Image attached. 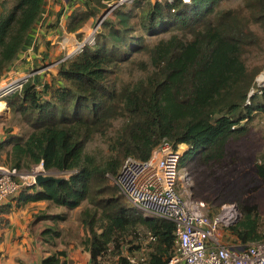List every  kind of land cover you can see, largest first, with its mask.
I'll use <instances>...</instances> for the list:
<instances>
[{
    "label": "trees",
    "instance_id": "obj_1",
    "mask_svg": "<svg viewBox=\"0 0 264 264\" xmlns=\"http://www.w3.org/2000/svg\"><path fill=\"white\" fill-rule=\"evenodd\" d=\"M110 1L84 0L87 10L70 15L69 32L77 33L97 15L92 7H107L104 2ZM222 1L123 0L102 22L94 44L61 62L51 83L39 89L29 77L20 82L21 89L3 97L31 131L0 142V164L20 171L42 163L47 173L66 175L59 183L24 186L13 202L21 206L46 201L68 212L80 209L86 232L82 244L91 264H100L106 254L116 256L112 264H133L131 259L143 250L138 235L142 228L149 244L137 264H168L176 253L175 223L146 217L113 184L127 158L148 160L167 140L175 148L185 147L181 166L195 159L220 163L226 148L247 135L248 122L264 113V87L255 82L261 68L251 70L244 60L254 31L234 10L223 8ZM45 4H2L0 79L30 45ZM248 7L252 21L264 28V0H252ZM77 37L83 40L82 33ZM147 37L160 38L148 44ZM138 55H147L150 62L138 61ZM128 63L146 77L136 83L123 81L120 74ZM117 121L122 122L120 128L115 127ZM96 137L106 139L112 153L105 162L87 152ZM256 170L264 181V158ZM228 234L243 245L264 242L258 208L247 207ZM60 235L56 228L43 232L47 240ZM129 236L134 238L128 241ZM66 257V251H60L42 264H70Z\"/></svg>",
    "mask_w": 264,
    "mask_h": 264
},
{
    "label": "built area",
    "instance_id": "obj_2",
    "mask_svg": "<svg viewBox=\"0 0 264 264\" xmlns=\"http://www.w3.org/2000/svg\"><path fill=\"white\" fill-rule=\"evenodd\" d=\"M100 26L97 22L63 61L82 51L86 45L94 44ZM17 81L9 82L1 89L0 96L5 97L21 87V81ZM257 85L264 87V73L258 78ZM254 92L252 90L251 95ZM183 152L182 145L175 148L164 140L148 160L127 158L115 179L129 205L144 215L175 223L176 253L168 264H264V242L243 245L239 241L224 239L228 229L240 219L235 203L224 204L219 213L212 214L205 201L193 199L190 179L181 166ZM40 172L37 169L30 176L34 182ZM21 179L25 176L17 168L0 165V207L20 194L24 187ZM131 262L137 264L138 261L132 258Z\"/></svg>",
    "mask_w": 264,
    "mask_h": 264
},
{
    "label": "rangeland",
    "instance_id": "obj_3",
    "mask_svg": "<svg viewBox=\"0 0 264 264\" xmlns=\"http://www.w3.org/2000/svg\"><path fill=\"white\" fill-rule=\"evenodd\" d=\"M121 1L112 0L110 2H104L107 7L97 9L98 13L95 16L96 22H98L99 17L103 13ZM250 1L252 0H223L221 5L225 9L234 10L237 15L245 19V21L249 24L250 29L254 31L253 33L255 38L246 46L244 60L248 68L251 70L261 68L260 73L256 77L255 82L257 83L258 78L264 73V28L252 21V9L248 7V2ZM112 12L113 11H111L109 15H111ZM159 38L160 37H147V43L154 44ZM136 59L138 61L143 60L148 63L150 62L147 55H138ZM45 61L46 60H42L41 64L35 65L34 68H42V66L46 64ZM50 63L51 60L48 61L47 66ZM120 75L123 81L136 83L138 80L145 78L147 74L138 68L136 64L128 63L124 66ZM29 77L30 76L27 74L19 78V80H27ZM7 84L8 83H6V81L0 83V90L6 87ZM18 89H21V87ZM14 91L16 90H13L12 92ZM3 97L4 96H0V102L6 103V101L3 100ZM6 106L7 109L0 112V124H3L5 131L12 129L16 131V134L18 133L23 136H27L30 133L31 128L22 121L20 114L13 113L8 105ZM121 124V121H117L115 123V127L120 128ZM247 128L248 133L244 138L231 143L226 148L225 157L220 163L211 162L209 164H205L200 159H195L189 161L182 167L185 169V173L190 179V191L193 199L205 201L212 214L219 213L221 211V207L227 203H235L239 209L240 216L243 215L247 207L256 206L260 214L261 225L264 229V181L257 175L256 170L257 163L264 158V113L256 114L248 122ZM114 135L115 130L113 129L111 136ZM183 148L185 149V147ZM87 152L94 155L100 162H105L112 155L109 150L107 140L101 137H96L88 144ZM4 166H9V164H4ZM37 169L45 171L41 164L33 165L29 168L20 170V172L25 176V179H21L24 186L34 183L33 178L30 176L34 175V173L37 172ZM51 174L59 178L66 176L60 172H52ZM112 181L113 184L116 183L115 178H112ZM79 212L80 209L78 211L76 210L70 212L68 216L71 218L76 217L78 219ZM145 216L152 217L146 213ZM138 235L143 240V250L141 253L137 254L135 258H133L136 259V261H138L146 253V247L149 244V240L146 239L147 232L143 228L139 230ZM228 235L230 234H226L224 236L225 240L231 239L235 241L233 237L230 238ZM133 238L134 236H129L127 237V240L130 241ZM123 253L125 255H129L125 248ZM98 261L100 264H112L116 261V256L106 254L104 258H99Z\"/></svg>",
    "mask_w": 264,
    "mask_h": 264
},
{
    "label": "crops",
    "instance_id": "obj_4",
    "mask_svg": "<svg viewBox=\"0 0 264 264\" xmlns=\"http://www.w3.org/2000/svg\"><path fill=\"white\" fill-rule=\"evenodd\" d=\"M4 2L11 0H0V11ZM92 9L97 10L98 7ZM77 10H87L84 0H46L30 45L21 52L0 83L17 81L27 74L38 84L39 89L51 83L58 75L60 63L75 49L79 41L77 33H82L85 39L97 25L95 17H91L77 33L69 32L68 19ZM42 60H46V64L35 69L34 66L41 64ZM49 60L51 63L47 66ZM11 134H16V131L8 133L0 124V142ZM9 207L10 212H7ZM70 212L46 201L29 202L21 206L10 201L0 207V264H42L44 259L60 251H66V260L70 264H91L90 253L81 243L85 229L79 218H43L44 215ZM48 228H56L61 235L55 239L48 237L47 240L43 232Z\"/></svg>",
    "mask_w": 264,
    "mask_h": 264
},
{
    "label": "water",
    "instance_id": "obj_5",
    "mask_svg": "<svg viewBox=\"0 0 264 264\" xmlns=\"http://www.w3.org/2000/svg\"><path fill=\"white\" fill-rule=\"evenodd\" d=\"M122 4V2L120 3H117L115 4L113 7H111L109 10H107L105 13H103L99 19H98V23L99 24H102V22L107 18V16L109 15V13L111 11H113L118 5ZM25 79H21L20 81H23ZM20 81H17V82H20ZM48 181H55V182H61L62 181V178H59V177H56L54 176L53 174L51 173H47L45 171H42L40 173H38L36 176H35V184L37 185H41V184H44Z\"/></svg>",
    "mask_w": 264,
    "mask_h": 264
},
{
    "label": "bare ground",
    "instance_id": "obj_6",
    "mask_svg": "<svg viewBox=\"0 0 264 264\" xmlns=\"http://www.w3.org/2000/svg\"><path fill=\"white\" fill-rule=\"evenodd\" d=\"M13 84V83H12ZM10 83V85H12ZM7 109L6 103L5 102H0V112H3ZM3 114V113H2ZM184 147V146H183Z\"/></svg>",
    "mask_w": 264,
    "mask_h": 264
}]
</instances>
